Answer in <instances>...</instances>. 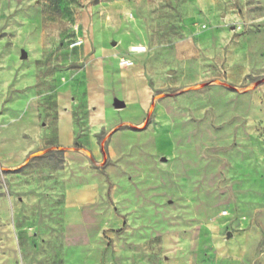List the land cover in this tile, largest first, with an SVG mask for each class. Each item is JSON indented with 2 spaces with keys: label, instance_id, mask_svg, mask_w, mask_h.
Instances as JSON below:
<instances>
[{
  "label": "rangeland",
  "instance_id": "rangeland-1",
  "mask_svg": "<svg viewBox=\"0 0 264 264\" xmlns=\"http://www.w3.org/2000/svg\"><path fill=\"white\" fill-rule=\"evenodd\" d=\"M28 108L43 144L0 162L22 230L0 264H165L170 240L187 264H264V0H0V119ZM91 183L68 235L65 193Z\"/></svg>",
  "mask_w": 264,
  "mask_h": 264
},
{
  "label": "crops",
  "instance_id": "crops-1",
  "mask_svg": "<svg viewBox=\"0 0 264 264\" xmlns=\"http://www.w3.org/2000/svg\"><path fill=\"white\" fill-rule=\"evenodd\" d=\"M137 56H134L135 62ZM122 69L129 70L131 67ZM11 110H8L2 116L3 119H0V162L9 169L22 166L28 157L39 150L43 144L42 130L34 111L28 108L16 115ZM56 129L58 144L61 147L70 149L75 146L77 135L72 116V105L67 102V98L61 95L58 97ZM99 193L100 188L92 183L79 188H70L66 191L64 197V231L66 234H76L87 230L84 209L96 202ZM11 219L10 200L3 196L0 191V220L7 223L0 236L3 234L6 237L10 247L13 245L12 238L15 236V231L22 232L18 226L15 227L14 231V228L9 224ZM174 244L173 241H168L166 249L169 251L166 255L165 264H187L182 259L188 252L174 246ZM8 251L10 254L13 253L12 249ZM224 251V249L219 250L216 264H239L235 256L228 261Z\"/></svg>",
  "mask_w": 264,
  "mask_h": 264
},
{
  "label": "built area",
  "instance_id": "built-area-1",
  "mask_svg": "<svg viewBox=\"0 0 264 264\" xmlns=\"http://www.w3.org/2000/svg\"><path fill=\"white\" fill-rule=\"evenodd\" d=\"M82 45V41H77L75 44H73V48L75 47H79ZM146 51L144 49H142L141 51H136V53H133L132 55H125L122 57H119V66L121 68H130L133 66L135 60H134V56L139 55V54H143Z\"/></svg>",
  "mask_w": 264,
  "mask_h": 264
},
{
  "label": "water",
  "instance_id": "water-1",
  "mask_svg": "<svg viewBox=\"0 0 264 264\" xmlns=\"http://www.w3.org/2000/svg\"><path fill=\"white\" fill-rule=\"evenodd\" d=\"M123 106H124V105H123L122 103H117V107H118V108H123Z\"/></svg>",
  "mask_w": 264,
  "mask_h": 264
},
{
  "label": "bare ground",
  "instance_id": "bare-ground-1",
  "mask_svg": "<svg viewBox=\"0 0 264 264\" xmlns=\"http://www.w3.org/2000/svg\"><path fill=\"white\" fill-rule=\"evenodd\" d=\"M133 66H134V64H133ZM133 66H132V67H133Z\"/></svg>",
  "mask_w": 264,
  "mask_h": 264
}]
</instances>
